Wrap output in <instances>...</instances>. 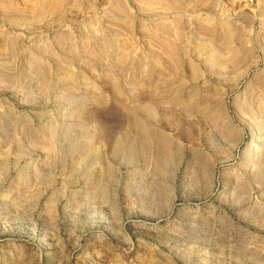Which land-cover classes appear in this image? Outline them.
<instances>
[{"label":"rangeland","instance_id":"374dc122","mask_svg":"<svg viewBox=\"0 0 264 264\" xmlns=\"http://www.w3.org/2000/svg\"><path fill=\"white\" fill-rule=\"evenodd\" d=\"M0 264H264V0H0Z\"/></svg>","mask_w":264,"mask_h":264},{"label":"bare ground","instance_id":"6f19581e","mask_svg":"<svg viewBox=\"0 0 264 264\" xmlns=\"http://www.w3.org/2000/svg\"><path fill=\"white\" fill-rule=\"evenodd\" d=\"M128 136H129V134L126 133V135H124L125 139H128Z\"/></svg>","mask_w":264,"mask_h":264}]
</instances>
